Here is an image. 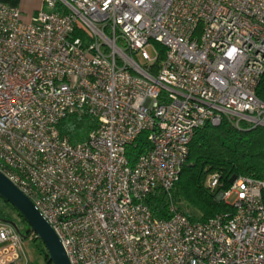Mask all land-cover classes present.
Returning <instances> with one entry per match:
<instances>
[{
	"label": "built area",
	"instance_id": "2783aa9c",
	"mask_svg": "<svg viewBox=\"0 0 264 264\" xmlns=\"http://www.w3.org/2000/svg\"><path fill=\"white\" fill-rule=\"evenodd\" d=\"M262 77L264 0H44L28 21L0 2V172L71 264H264V180L235 177L215 196L231 210L204 220L172 201L197 128L264 127ZM72 112L96 120L75 144L58 129ZM156 190L168 219L145 203ZM21 242L0 223V264H27Z\"/></svg>",
	"mask_w": 264,
	"mask_h": 264
},
{
	"label": "trees",
	"instance_id": "16d2710c",
	"mask_svg": "<svg viewBox=\"0 0 264 264\" xmlns=\"http://www.w3.org/2000/svg\"><path fill=\"white\" fill-rule=\"evenodd\" d=\"M161 54L164 48L157 44ZM257 97L264 101V77L256 90ZM96 120L86 112H72L64 117L58 129L70 143L85 140L95 128ZM142 133L136 140L135 147H129L126 156L132 164L139 153L149 148ZM214 173L220 176V186L214 190L206 186L207 178ZM249 176L264 180V127H246L243 122L236 126L231 120L223 118L218 125L205 124L197 128L189 144L186 164L182 167L178 181L172 190V201L176 210L185 214L190 220H204L216 214L230 211L221 201L216 200V193L229 187L232 177ZM264 196V195H262ZM0 199L18 216L23 223V230L17 227L10 215L4 213L0 221L14 224L23 239L31 238L37 242L38 253L43 257V264L48 261L47 252L41 240L31 231L23 216L9 203ZM152 216L168 219L170 202L167 194L156 190L145 198ZM180 203H185L191 211L183 210Z\"/></svg>",
	"mask_w": 264,
	"mask_h": 264
},
{
	"label": "water",
	"instance_id": "95a60500",
	"mask_svg": "<svg viewBox=\"0 0 264 264\" xmlns=\"http://www.w3.org/2000/svg\"><path fill=\"white\" fill-rule=\"evenodd\" d=\"M234 179L235 176L231 178V182ZM0 197L23 216L31 231L43 243L49 262L52 264H71L51 225L40 215L33 202L1 172ZM12 225L18 231L17 227ZM5 252L7 251L5 250Z\"/></svg>",
	"mask_w": 264,
	"mask_h": 264
},
{
	"label": "rangeland",
	"instance_id": "374dc122",
	"mask_svg": "<svg viewBox=\"0 0 264 264\" xmlns=\"http://www.w3.org/2000/svg\"><path fill=\"white\" fill-rule=\"evenodd\" d=\"M29 13L24 10L22 18L25 21L29 20ZM146 52L148 53L149 56L154 57L156 55V48L153 46H148L146 47ZM233 197L229 198V201H232ZM180 207L183 210L186 211H191L190 208L186 206L185 203H180ZM4 213L9 214L11 217L10 219L16 222L17 227L19 229L23 230V223L20 222L18 219V216L15 214V212H12V210L0 199V216ZM0 223H4L3 221H0ZM21 249L23 251L24 257L27 259V264H43V257L38 253L37 250V242L32 241L31 238H22L21 242Z\"/></svg>",
	"mask_w": 264,
	"mask_h": 264
},
{
	"label": "crops",
	"instance_id": "0c3cea01",
	"mask_svg": "<svg viewBox=\"0 0 264 264\" xmlns=\"http://www.w3.org/2000/svg\"><path fill=\"white\" fill-rule=\"evenodd\" d=\"M0 2L18 7L21 10L22 15L23 11L26 10L29 13V18L44 6V0H0Z\"/></svg>",
	"mask_w": 264,
	"mask_h": 264
}]
</instances>
